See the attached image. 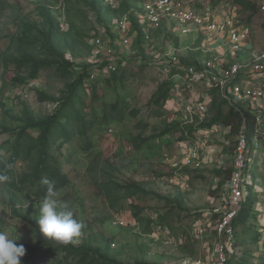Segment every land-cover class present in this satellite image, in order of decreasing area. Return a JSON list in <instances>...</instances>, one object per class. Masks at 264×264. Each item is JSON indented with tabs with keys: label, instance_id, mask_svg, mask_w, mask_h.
I'll use <instances>...</instances> for the list:
<instances>
[{
	"label": "rangeland",
	"instance_id": "obj_1",
	"mask_svg": "<svg viewBox=\"0 0 264 264\" xmlns=\"http://www.w3.org/2000/svg\"><path fill=\"white\" fill-rule=\"evenodd\" d=\"M8 1L9 6L0 17V102L15 116L22 115L24 109L22 103H26L37 114L48 115L54 105L39 103L37 91H46L60 98L65 84L56 78L54 72L47 71L41 72L39 78L31 84L13 83L17 76L28 79L29 72L27 70L19 72L13 64L4 67L2 59L17 56L14 49L9 48L10 38L19 31V22L22 19L38 21L36 8L47 4L64 26L63 32L68 31L70 25L74 24L83 37V43L78 46V57L75 58L68 51V59L76 64H89L93 61L89 42L94 33V26L89 17L94 11L89 5L78 3L77 14L70 15L65 11L62 0ZM249 1L257 5L259 0ZM196 3L197 8L203 11L205 10L203 4H208L214 10L220 9L222 4L234 3V0H196ZM242 14L247 16L248 11L245 10ZM110 19L109 22L115 18ZM251 22L258 27L255 49L262 51L264 28L261 27V15L257 13ZM183 53L184 56L187 54ZM143 57L144 59H139L140 63H134L136 59L124 56V59H119L118 81L112 80L108 85L107 78L103 79L99 93L106 102L120 100L126 103L124 119L121 123L97 125L93 130L90 137L95 146L92 150L94 158L87 157L79 149L73 154L69 145L64 147L58 157L63 162L64 172L69 175L71 187L60 191L56 199L68 194L75 200L71 211L76 213L82 224L81 232L74 241L76 246L84 244L86 240H92L95 242L94 245L103 251L105 241L102 239H112L107 248V255L124 264L139 261L174 264L182 260L205 258L203 244L207 240L200 241L186 235H190L192 224L198 218L211 216L221 205L223 198L220 193L226 189L229 174L212 171L211 166L208 170L198 173L188 172L190 181L185 191L167 184L168 178L174 174L170 167V159L175 155L171 139L175 131L172 130L165 137L160 135L171 120V107L167 104L159 107L152 103L154 94L166 83V77L157 68L145 63V54ZM238 61L245 63L249 59ZM133 111H138L136 117L132 116ZM101 112V109L97 110L98 114ZM2 116L3 110L0 106V121ZM144 126L146 131L142 139L150 140L141 150H136L132 139L141 133ZM155 137L157 138L154 139ZM6 140L7 134L0 135V145ZM97 159L101 162L106 160L110 162L108 171L111 177H107V182L111 181L109 192H105L104 188L101 192L96 184L104 181L103 173L89 170L93 161ZM226 168L228 171L231 170V158ZM17 170L26 171L25 165L18 163ZM164 180L166 182H163ZM130 181L141 183L146 195H141V199L129 198L125 190L116 188V183L123 186ZM6 188L7 184H0V223L5 222L0 230L18 237V244H35V235L30 226L11 216L10 204L7 203L5 195ZM108 193L110 196H107ZM250 200L253 205L248 204L247 208L252 210H249L247 223H242L237 235L246 250L235 258L243 260L246 264H255L253 261L260 262V259L252 257L251 248L257 246V242H253L252 239L258 236L257 230L261 228L262 219L261 212L258 213L254 209L257 201L264 207V200L262 195H251ZM24 201L26 205L30 202L28 199ZM133 206L143 210L138 219L133 215ZM160 218H164V221L161 222ZM149 221L152 223L149 224ZM235 263L234 261L231 264Z\"/></svg>",
	"mask_w": 264,
	"mask_h": 264
},
{
	"label": "built area",
	"instance_id": "obj_2",
	"mask_svg": "<svg viewBox=\"0 0 264 264\" xmlns=\"http://www.w3.org/2000/svg\"><path fill=\"white\" fill-rule=\"evenodd\" d=\"M122 1L102 0V7L117 11ZM132 3L111 22L100 23L94 12L90 15L94 33L89 42L93 61L89 63L103 65L91 79L117 73L119 59L124 56L140 63L145 54V63L171 82L166 104L171 107L168 124L175 127L171 138L175 155L170 159L174 174L167 184L185 191L188 172L198 173L211 166L212 171H224L231 158L221 205L211 216L198 218L186 235L207 240L203 244L205 258L174 263L230 264L232 257L246 250L237 244L235 219L251 195H262L264 200V48L256 51L258 27L251 22L259 13L264 28V0L258 1L252 20L234 3L214 10L203 4V11L196 0ZM60 27L64 30L62 23ZM231 113L238 115L235 130L234 124L216 121ZM254 210L261 212L262 224L257 230V246L251 248L252 257L260 259L253 261L255 264H264V207L260 201Z\"/></svg>",
	"mask_w": 264,
	"mask_h": 264
},
{
	"label": "trees",
	"instance_id": "obj_3",
	"mask_svg": "<svg viewBox=\"0 0 264 264\" xmlns=\"http://www.w3.org/2000/svg\"><path fill=\"white\" fill-rule=\"evenodd\" d=\"M132 0H123L121 7L117 11H112L102 7L101 0H62L65 11L68 14H77L76 7L78 3L89 5L97 14L98 22H109L111 17L117 18L127 12L131 6ZM134 1V0H133ZM8 0H0V17L9 6ZM236 6L241 12L248 11L249 20L257 12V5L249 0H234ZM38 21L30 22L22 19L17 34L10 38V49H14L17 56H11L3 60L4 67L9 64L16 66L19 72L27 70L29 78L15 77L13 83L21 82L31 84L36 81L41 72H54L56 78L62 80L65 84L61 97L57 98L46 91H37L39 103H50L54 105L52 112L48 115L37 114L26 103L21 116L12 115L6 109V106L0 102L3 110V116L0 121V135L7 134L8 140L0 145V170L6 171L11 177L7 184L5 193L7 203L10 204L11 216L24 221L30 226L35 235V244H23L26 253L21 258L20 264H124L117 259H112L107 255V248L112 239L105 241L103 251L94 245V241L86 240L82 245L76 246L74 241L76 236L67 242L48 240L40 233L37 220L42 200L46 194V185L41 181L44 178L53 180L56 183L57 195L60 191L71 187L69 175L64 172L63 162L58 157L66 145H69L74 154L77 149L87 157L92 158V150L95 147L90 137L97 125L107 126L114 123H121L125 116L124 101L106 102L101 95L100 86L104 78L99 77L92 80L91 75L103 65L93 63L76 64L68 59V51L75 57H78V46L83 43V37L78 32V28L71 24L68 31L63 32L58 18L54 15L50 5H39L36 8ZM111 15L109 18L108 16ZM18 18V17H16ZM111 78V79H110ZM118 81V72L107 78L108 85L111 81ZM171 82L166 81L154 94L152 103L163 107L170 99ZM101 109L100 114L97 110ZM138 111H133L132 116L136 117ZM221 113L219 112L220 116ZM238 115L229 114L227 117H219L216 121L224 124H237ZM237 127V125H236ZM175 128L167 124V128L161 132V137H165ZM146 127L142 128L141 133L132 139V144L136 150L149 142L150 139H142ZM35 132L37 134H35ZM155 137L154 139H156ZM77 145L79 148H77ZM72 156V155H71ZM94 158V157H93ZM25 165L23 172L17 170L18 163ZM7 165H12L7 168ZM110 162L108 160L101 162L93 161L89 170H96L104 175L102 183H96L100 191L104 188L109 192L111 181L107 182V177L111 174L108 171ZM219 174L230 171H217ZM228 175V178H229ZM110 182V183H109ZM116 188L126 191L129 198L141 199V195H146L141 183L130 181L121 186L116 183ZM104 192V193H105ZM104 195V194H103ZM107 196H110L108 193ZM30 202L28 205L25 199ZM61 204H67L71 210L74 199L70 195H65L57 199ZM170 204V201H168ZM251 206L250 198L245 203L246 207L235 219V228L239 229L242 223H247L249 210ZM133 215L138 219L143 210L133 206ZM74 218L79 219L74 213ZM161 222L164 218H160ZM1 221L0 228L4 225ZM149 224L152 221L148 222ZM244 233V230L242 234ZM239 234V233H238ZM237 234V235H238ZM257 242V236L252 239ZM237 244L241 242L237 238ZM246 264L243 260L232 257L230 264ZM134 264H154L146 261H139Z\"/></svg>",
	"mask_w": 264,
	"mask_h": 264
},
{
	"label": "clouds",
	"instance_id": "obj_4",
	"mask_svg": "<svg viewBox=\"0 0 264 264\" xmlns=\"http://www.w3.org/2000/svg\"><path fill=\"white\" fill-rule=\"evenodd\" d=\"M11 168L12 165H7ZM11 177L4 170H0V184L10 182ZM46 185V194L41 202L39 218L37 220L40 233L45 239L67 242L78 236L82 224L74 218V213L67 204H61L56 199L57 187L53 180L42 179ZM18 237L7 231L0 230V264H20L25 256L26 249L23 244L17 243Z\"/></svg>",
	"mask_w": 264,
	"mask_h": 264
},
{
	"label": "crops",
	"instance_id": "obj_5",
	"mask_svg": "<svg viewBox=\"0 0 264 264\" xmlns=\"http://www.w3.org/2000/svg\"><path fill=\"white\" fill-rule=\"evenodd\" d=\"M247 15H249V14H247ZM257 238H258V240H259V235L257 236ZM258 240H257V242H258ZM250 247H253V246H250Z\"/></svg>",
	"mask_w": 264,
	"mask_h": 264
}]
</instances>
